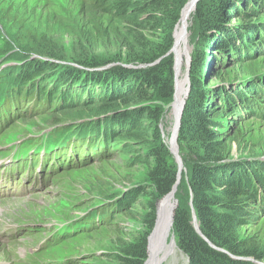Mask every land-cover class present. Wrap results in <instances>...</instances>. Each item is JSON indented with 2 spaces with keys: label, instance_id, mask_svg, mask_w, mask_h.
Listing matches in <instances>:
<instances>
[{
  "label": "trees",
  "instance_id": "16d2710c",
  "mask_svg": "<svg viewBox=\"0 0 264 264\" xmlns=\"http://www.w3.org/2000/svg\"><path fill=\"white\" fill-rule=\"evenodd\" d=\"M87 2L90 7L86 9L90 12L128 14L124 15L129 23L126 37L115 35L116 39L120 38L117 55L97 64L90 60L94 48L86 46L81 50L79 61L71 66L66 64L68 59L63 48L57 47L50 38L32 34L28 45L41 58L28 62L19 60L12 72L0 74V86L3 85L0 92L4 90L0 93V134L19 117L46 115L53 109L56 117L53 126H60L59 130L64 132L78 133L68 138L67 148H51L49 169L55 173L87 162L97 148H101L102 157L120 152L115 144L124 136L128 137L123 139L125 143V140H133L148 149L145 164L150 167L148 192L135 189L113 198L112 204H96L82 222L66 225L60 233L62 242L96 230L110 221L116 208H127L137 202L141 194H147L146 229L138 243L125 250L126 255L121 260L122 264H144L146 259L150 262L152 256V247L147 255L148 237L155 226L157 203L173 191L178 180L179 167L169 148L170 135H166L161 126L175 93V59L174 55L167 54L174 46L173 34L188 0ZM258 2L264 6V0ZM253 4V0H202L189 27L194 48L191 92L178 138L187 172L182 173L176 192L179 206L173 228L177 244L189 264H264V251L260 246L240 235V230L251 223L252 212L264 217V162L246 158L232 160L227 154L228 140L222 139V135H227L222 116L225 110L232 114L236 110L244 119L246 115L240 108L245 105V110H251L247 113L264 118V86L260 88L258 83L249 82L245 90L243 86L232 88L234 94H227L226 87L215 91L214 99L224 100V104L218 106L225 105L218 110L208 102L210 94L201 76L207 59L216 58L217 63L226 64L232 58L244 62L264 56L263 14L244 10ZM163 31L166 39L156 43L154 35ZM112 36L111 41L115 37ZM210 50L215 54H210ZM110 64L124 67L105 68ZM258 80L264 84L263 77ZM90 105L97 106L93 110L87 108ZM122 105L128 108L126 113H122ZM81 114L98 118L89 117L80 127L76 124L64 127L71 120L75 123ZM39 141L43 139H31V144ZM38 150L36 145L29 151L32 160H27L23 168L31 171L40 165L39 157H33ZM72 151H83L86 160L79 162L70 155ZM17 159L19 163L20 156L17 155ZM192 206L206 239L194 228ZM59 261L67 264L66 260Z\"/></svg>",
  "mask_w": 264,
  "mask_h": 264
},
{
  "label": "rangeland",
  "instance_id": "374dc122",
  "mask_svg": "<svg viewBox=\"0 0 264 264\" xmlns=\"http://www.w3.org/2000/svg\"><path fill=\"white\" fill-rule=\"evenodd\" d=\"M190 2L188 0L182 8L180 19ZM253 2L252 7L244 10L263 14L264 19V6L258 0ZM86 6L90 7L87 0H0V59L6 62L0 61V74L12 72L19 60L28 62L41 58L28 45L32 34L50 38L57 47L63 48L68 59L66 64L71 66L75 64L74 61H79L81 50L86 46L94 48V53L90 55L94 63L101 64L114 58L120 42L115 35L126 37L129 23L124 15L128 14L94 13ZM110 36H115L112 41ZM154 36L156 43L166 39L164 31ZM183 48L182 71L185 73L194 48L191 42L187 48ZM209 53L215 54L212 50ZM201 76L210 94L208 102L220 110L225 105H218L224 104V100L220 97L214 99L215 91L226 87L227 94H234L232 88L243 86L245 90L249 82L258 83L260 88L264 86L258 80L259 77L264 79V56H255L244 62L232 58L226 64L217 63L216 58L212 61L207 59ZM96 106L87 108L94 110ZM121 107L122 113H126L128 108ZM246 107L240 108L246 115L244 119L236 110L233 114L225 110L222 116L227 135H222V139L228 140L227 154L232 160L246 158L264 162V118L247 113L251 110H245ZM171 108H168L162 125L170 137L174 123ZM81 115L74 120L75 123L71 120L64 127L72 124L80 127L84 121L98 118L89 116L91 114ZM55 118L53 109H49L46 115L27 119L19 117L0 134V264H48L49 261L60 264V259L66 260L67 264H122L125 250L136 245L146 229L144 218L149 211V195L139 194L138 201L130 203L129 207L116 208L110 221L96 230L83 232L62 242L60 233L66 225L82 222L96 204H112L113 198L135 189L148 192L146 186L150 167L145 165L148 149L133 140H125V143L123 139L128 137L124 136L122 141L115 144L120 149L118 153L102 157L101 148H97L89 160L78 167L69 170L64 167L60 169L61 173L51 172L49 166L52 157L48 156L51 148H67L68 138L78 134L77 131L64 132L59 130L60 126H53ZM31 139L43 141L33 145ZM36 145L39 150L33 157H39L40 165L29 171L23 168V164L32 160L29 151ZM17 155L21 158L19 163ZM70 155H74L79 162L86 160L83 151H72ZM186 172L185 168L183 173ZM240 235L253 240L264 251V217L260 218L258 213L252 212L251 223L240 230ZM170 239H173L172 232L168 239L160 242L158 251H163ZM157 253L156 246H152L150 264L157 263ZM146 261L144 264H149ZM175 264L184 262L181 260Z\"/></svg>",
  "mask_w": 264,
  "mask_h": 264
},
{
  "label": "water",
  "instance_id": "95a60500",
  "mask_svg": "<svg viewBox=\"0 0 264 264\" xmlns=\"http://www.w3.org/2000/svg\"><path fill=\"white\" fill-rule=\"evenodd\" d=\"M199 0H191V2L184 8L182 12V17L177 24L175 31H174V38H175V33L178 28V26L183 22L184 17H185V12H188L190 10L196 11L197 4ZM193 5V6H192ZM189 27V25H188ZM176 50V44L174 43V46L170 50V52L167 54V56L174 54ZM158 62V61H157ZM175 95H174V101L171 104L172 111H174L173 118H174V123H173V128L171 132V137L169 139V148L170 152L174 156L176 163L178 164L179 167V172H178V180L176 185L173 188V191L167 195L165 198H163L158 204H157V211H156V221H155V226L148 237V252H150V248L152 246H157L158 243L161 241L168 239L170 233H173V240L174 238L176 239L175 233L173 231L174 228V222H175V214L176 210L178 208V200L175 198L176 192L178 190V186L181 183V172L183 168V160L182 156L180 155V147L178 144V138H179V132H180V127H181V122H182V117L184 113V109L187 103V100L189 98L190 92H191V82H190V70H191V59L189 60V65H188V70H187V78H186V83L188 86L184 88L183 92V98L180 102V104H177L178 100L176 98V90H177V84H178V65L177 61L175 59ZM179 103V102H178ZM162 128V126H161ZM163 130V128H162ZM170 200H172V203H170ZM193 208V206H192ZM193 225L196 231L203 237V234L200 230V226L193 208ZM206 239V238H205ZM234 259H238L237 257L231 255ZM251 260L252 259H247ZM254 261V260H253ZM188 264H189V259H188Z\"/></svg>",
  "mask_w": 264,
  "mask_h": 264
},
{
  "label": "bare ground",
  "instance_id": "6f19581e",
  "mask_svg": "<svg viewBox=\"0 0 264 264\" xmlns=\"http://www.w3.org/2000/svg\"><path fill=\"white\" fill-rule=\"evenodd\" d=\"M200 1H202V0H199V2ZM194 13H195V11L193 9L188 11V12H185L184 20L178 26L176 33H175V44H176L175 52L176 53L171 54V55H174V59H176L177 65H178V84H177L176 98H177L179 103L177 102V104H180V102L183 98V92H184L183 90H184V88H186L188 86V84L186 83V78H187L186 73L188 70L189 61L187 64V70L185 73H183V71H182L183 61H182L181 53H183V51H184L183 47L187 48V46H189V43H190L189 27H190L192 19L194 17L193 16ZM188 25H189V27H188ZM175 54H176V56H175ZM190 59H192V58L189 56L188 60H190ZM108 67H111V65L107 66L105 68H108ZM171 110H172V108H171ZM173 114H174V111H171V115H173ZM183 171L185 172L184 165H183L181 174L183 173ZM170 241L171 242L169 244H166L164 246L163 251H160V249L158 251V248H159L158 245L160 243L157 244L156 253H157V251H158V253H157V257H156V259H157L156 264H165L166 262L169 264H175L176 262H179L181 260H182V262H184V264H188V258L186 259L185 258L186 255L184 256L183 252L180 251L179 246H177V244L175 243V239L174 240L170 239ZM161 242H163V241H161ZM151 258H152V256H151ZM150 262H151V260H150ZM150 262H149V264H150Z\"/></svg>",
  "mask_w": 264,
  "mask_h": 264
}]
</instances>
